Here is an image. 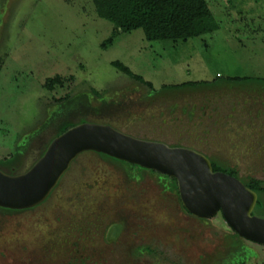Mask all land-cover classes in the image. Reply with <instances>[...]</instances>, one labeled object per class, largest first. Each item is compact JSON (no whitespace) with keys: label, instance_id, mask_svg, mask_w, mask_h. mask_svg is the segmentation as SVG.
Masks as SVG:
<instances>
[{"label":"rangeland","instance_id":"374dc122","mask_svg":"<svg viewBox=\"0 0 264 264\" xmlns=\"http://www.w3.org/2000/svg\"><path fill=\"white\" fill-rule=\"evenodd\" d=\"M206 1L217 31L187 41L148 42L142 30L114 37L113 26L98 18L90 0H7L0 24V162L20 150L17 173L25 172L61 127L107 122L137 138L193 144L238 166L241 176L262 179L264 0ZM110 38L113 43L104 46ZM227 78H248L239 84L250 86L179 102L190 108L235 101L233 128L221 126V133L208 138L202 130L165 128L177 100L154 98L153 91ZM126 179L119 166L82 155L47 203L22 213L0 211V264H79L81 253L88 264H225L234 232L220 213L200 221L161 189V180ZM254 215L264 218V206ZM122 218L116 243L105 244L106 226ZM243 243L253 250L244 264H264V248ZM139 245L154 254L131 256Z\"/></svg>","mask_w":264,"mask_h":264},{"label":"water","instance_id":"95a60500","mask_svg":"<svg viewBox=\"0 0 264 264\" xmlns=\"http://www.w3.org/2000/svg\"><path fill=\"white\" fill-rule=\"evenodd\" d=\"M87 151L174 177L190 214L207 219L220 212L239 237L264 247V219L252 215L257 196L239 180L213 172L209 160L194 151L137 140L99 124L86 123L67 130L25 172L10 175L0 170V207L23 210L40 204L69 164Z\"/></svg>","mask_w":264,"mask_h":264},{"label":"flooded vegetation","instance_id":"af4514ba","mask_svg":"<svg viewBox=\"0 0 264 264\" xmlns=\"http://www.w3.org/2000/svg\"><path fill=\"white\" fill-rule=\"evenodd\" d=\"M6 3H7V0H0V24H1L2 14H3V11L5 9ZM236 85H235V83L229 84L226 82H222V84L217 83V84H211V85H207V86H203V87L198 86V85L196 87L195 86H183V87H179V88L168 89V91H165V92H162L164 89H161L160 91H153L151 93V95L154 96V98H158L160 100H165V101H168L170 99L177 100L172 106H170L169 119H164L165 128L168 126H170V128H174V127L183 128L187 133L193 132L196 130L197 131L202 130V132L204 134L203 136L208 138V137H211V135H212L211 133H213L214 131L216 133H221V130H220L221 126L225 127L227 125L228 128H233V126L235 124V118H234L235 112H237V107H236L237 103L235 101L230 102V100H228L226 103H225V101L224 102L222 101L223 102L222 106H220V104H219L218 106H213V107L211 104H209L207 102L194 103L193 105H190L191 106L190 108H188L189 107L188 105H181L179 101L185 100L189 96H195V95L198 96L201 94H206V92H210V91H212V92L232 91V90L237 91L239 89L242 92H245V91H247L248 87L250 86L249 85V86L245 87V85L244 86H241L240 84H238V86H236ZM251 86H253V85H251ZM247 114H251V111H249V113H247ZM100 120L102 122H104L102 120V118ZM170 122H172V123H170ZM86 123H89V122L80 123V124H75V123L74 124H71V123L66 124L65 126L68 125L70 127L68 128V126H67V129L64 132H66L67 130H69V129L77 126V125L86 124ZM104 123L105 124H99V125L109 126L113 129H115L116 131H118L124 135H127L129 137H132L134 139H137V140L153 142V143H161V144L168 146L169 148L187 149V150H191V151H194L198 154L203 155L206 159L209 160L213 172L224 173L230 177H233V178L239 180L245 187H247L248 189H250L252 192H254L256 194L257 202H256V205L253 209L252 215H254V212H255L257 207L264 206V176L262 179H257L252 175L241 176L238 166H233L230 163L222 161L217 157H211V156L207 155L204 152V150H202L201 148L195 147L193 144H191V145L188 143L187 144H185V143H174L173 144V143H170L166 140H148V139H144V138H137L134 135H130V134L123 132L122 130H120L118 127L112 125L111 123H107V122H104ZM89 124H93V123H89ZM218 126H219V128H218ZM248 126L251 127V125H249V124H248ZM60 129H59V131H60ZM59 131L57 132L55 137L49 142V144L44 148V150L41 152L39 159L44 155V153L46 152L50 143L55 138H57L58 136H60L61 134L64 133V132H62L61 134H59ZM252 149H253V147H250V148H248L247 151H251ZM88 153L95 154L97 157H99L103 161L109 162V163L114 164L116 166H119L126 173V177H127L126 181L127 182H134V181L138 182L140 179H142L145 176L156 178L157 180H161L162 181V184L160 185L161 189L167 190L171 194L175 195L179 204H180V207L182 208V210L185 211L188 215L194 217L192 214H190L184 208L182 200H181V196H180L178 181L174 177H171L165 173H161V172L153 170V169H148V168H144L142 166H139V165H136L133 163L121 161V160L115 159L113 157H110L108 155L98 153V152H94V151H87V152H83V153L79 154L69 164L68 168L61 175L57 184L52 189L50 194L40 204L34 206L33 208L23 209V210H11V209L0 207V211L5 212V213H10V214H16V213H22V212H26V211H32V210L44 205L50 199L53 192L58 188L61 180L64 178V176L67 174V172L70 171L72 166L78 161V159L82 155H85ZM14 156H16V160H14V164L16 166H18L20 169L21 164H19V163H20V160H21L23 154L20 152V150H16L14 155L11 157L13 158ZM0 165L2 167L6 168V170H5L6 172L4 171V169L2 170L3 172L10 174L8 169H7V166L2 165V164H0ZM214 165H217L222 169L221 170H214V168H213ZM17 172L18 171H16L13 174H10V175L19 174ZM254 185L256 186L257 191L252 188V186H254ZM218 213H220V212H218ZM217 214H215L213 217L207 218V219H200L197 217H194V218H196L200 221L209 220V219L214 218ZM103 222H105V221H103ZM119 222L118 223H109L106 226L107 229H106V232H105L104 238H103L105 244L116 243V241L119 238V235H120V233H121V231L125 225L126 220L122 218ZM227 226H228V224H227ZM82 229L83 228L81 227L80 230H82ZM227 238H229V237H227ZM243 242L259 245V244L247 241L246 239L239 237L234 232V237L232 238V243H231L230 248H229L230 252L228 254L227 261L225 262V264H244L246 261L251 259V258H249V254L253 250L246 247L244 245L245 243H243ZM66 243H69L68 240H66ZM259 246H261V245H259ZM261 247H263V246H261ZM144 254L152 255L154 253H153L152 249L147 245H139L135 249H133V252L130 253V255L134 256V257H136V256L139 257V256H142ZM253 256L256 258V254L254 252H253ZM80 258H81V260H79L80 261L79 264H88L87 263L88 259H87L86 255L81 253ZM70 261L67 264H72L73 259Z\"/></svg>","mask_w":264,"mask_h":264},{"label":"trees","instance_id":"16d2710c","mask_svg":"<svg viewBox=\"0 0 264 264\" xmlns=\"http://www.w3.org/2000/svg\"><path fill=\"white\" fill-rule=\"evenodd\" d=\"M90 1L98 18L109 22L113 26L114 37L115 35L142 30L145 40L148 42H174L198 38L219 29V24L206 0ZM112 43L113 38H110L103 45L106 46ZM114 66L132 76L123 65L114 63ZM135 78L141 81L140 78ZM249 80L248 78H227L224 82L239 84L242 81L248 82ZM259 81L264 83V80ZM183 86H196V84L187 83ZM67 126L62 127L59 134L64 132ZM14 160H16V156L1 161L0 164L7 166L9 173L13 174L19 170V167L14 164ZM213 168L214 170L222 169L217 165H214ZM252 188L257 191L255 185Z\"/></svg>","mask_w":264,"mask_h":264}]
</instances>
